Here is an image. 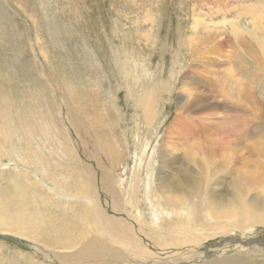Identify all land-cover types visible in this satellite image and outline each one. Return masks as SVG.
Instances as JSON below:
<instances>
[{
  "label": "rangeland",
  "instance_id": "1",
  "mask_svg": "<svg viewBox=\"0 0 264 264\" xmlns=\"http://www.w3.org/2000/svg\"><path fill=\"white\" fill-rule=\"evenodd\" d=\"M242 5L255 8L250 18L238 13ZM263 29L264 0H0V264H114L116 257H97L86 244L98 234L82 209L102 205L122 218L113 204L135 195L129 211L151 224L159 178L176 177L177 169L200 168V189L225 201L236 192L264 206ZM145 96L156 114L149 122ZM108 182L116 188L109 196ZM225 201L219 212H238ZM198 204L206 210L208 199ZM212 213L210 231H202L210 238L196 252H163L137 236L159 255L134 257L118 224L102 238L124 255L116 264H206L196 261L200 255L210 264H264L262 246L221 243L264 241V224L239 229L228 222L234 218Z\"/></svg>",
  "mask_w": 264,
  "mask_h": 264
},
{
  "label": "bare ground",
  "instance_id": "2",
  "mask_svg": "<svg viewBox=\"0 0 264 264\" xmlns=\"http://www.w3.org/2000/svg\"><path fill=\"white\" fill-rule=\"evenodd\" d=\"M243 7L241 8L240 7V10H238V13L240 15H246V16H251L252 13L254 14L253 10L255 9L254 7H252L253 5L249 6V5H242ZM249 6V7H247ZM251 7V8H250ZM254 8V9H253ZM232 9V8H231ZM250 18V17H249ZM260 18V17H259ZM261 19V18H260ZM259 20V19H258ZM253 22V21H251ZM198 23V22H197ZM258 24V23H257ZM256 24V25H257ZM250 25H253V24H250ZM258 26V25H257ZM262 26V25H261ZM195 28H198V24L196 26H194ZM205 27L207 28V24H205ZM260 27V26H258ZM257 27V28H258ZM205 28V29H206ZM210 28V27H209ZM255 28V27H254ZM256 28V29H257ZM263 28V27H262ZM254 30V29H253ZM264 30V29H263ZM240 31V30H239ZM238 27H235L234 28V33H238ZM259 31V30H257ZM194 32L196 33L195 29H194ZM260 32V31H259ZM198 33V32H197ZM242 33V32H241ZM247 33V32H246ZM245 33V35H246ZM251 33V32H250ZM254 33V32H253ZM256 34V33H255ZM218 35V34H217ZM238 35V34H237ZM244 35V33H243ZM249 35V34H247ZM258 35V34H257ZM263 35V33H262ZM238 36H241V35H238ZM251 36V35H250ZM195 38V37H193ZM209 38V36H208ZM244 38V37H243ZM242 38V40H243ZM247 38V37H246ZM246 40V39H245ZM246 41H249V40H246ZM241 42V40H240ZM244 42V41H243ZM259 42V41H258ZM195 43V42H194ZM210 43V41H209ZM214 43V41L212 42ZM243 44V43H241ZM217 45V44H215ZM191 46V45H190ZM189 46V47H190ZM194 47V46H193ZM192 47V48H193ZM259 47V46H258ZM261 47V46H260ZM251 49V47H249ZM218 50V49H217ZM212 51H214L212 49ZM211 51V52H212ZM220 51V50H219ZM44 54V53H43ZM46 55V54H45ZM135 73V72H133ZM136 74V73H135ZM138 74V73H137ZM127 75H131L130 73L127 74ZM133 75V74H132ZM137 76V75H136ZM138 77V76H137ZM136 77V78H137ZM140 78V77H139ZM138 79V78H137ZM141 79V78H140ZM139 79V80H140ZM136 81V80H135ZM183 84V83H182ZM67 86V85H66ZM65 86V87H66ZM68 88V87H67ZM187 90H190L189 88ZM190 92V91H189ZM142 93V92H141ZM192 93V92H191ZM241 93V92H240ZM190 94V93H189ZM18 95V94H17ZM192 95V94H191ZM242 95V94H241ZM244 95V94H243ZM246 96V95H245ZM244 96V97H245ZM22 97V95H21ZM183 99V98H182ZM140 100V104L142 106V111H143V117L145 119L146 122H149L151 119H153L151 117L152 113L154 112L153 115H156L155 114V111L152 112L151 110V101L145 96L143 97L142 99H139ZM189 101V100H188ZM248 102V101H246ZM32 103V101H31ZM257 103V102H256ZM4 104V103H3ZM13 106V105H12ZM159 106V105H158ZM214 106V105H213ZM250 106V105H248ZM1 107V106H0ZM7 107V106H6ZM215 107V106H214ZM8 108V107H7ZM11 108V107H10ZM157 108V106H156ZM210 108V106H209ZM159 109V108H158ZM196 109V108H195ZM213 109V107H212ZM20 110V109H19ZM23 111V110H21ZM20 111V112H21ZM30 111V110H29ZM137 111V110H136ZM157 111V110H156ZM217 111V110H216ZM158 112V111H157ZM207 112H210V111H207ZM212 112H215V111H212ZM209 114V113H208ZM152 115V116H153ZM207 115V113H206ZM142 116V115H141ZM154 117V116H153ZM157 117V116H156ZM210 117V115L208 116ZM155 118V117H154ZM156 119V118H155ZM213 120V119H212ZM99 121V120H98ZM139 121V119H138ZM12 122V120H11ZM14 122V121H13ZM154 122V121H153ZM223 123V122H222ZM3 124V123H2ZM10 125V124H9ZM13 125V124H12ZM45 125V124H44ZM151 125V123H150ZM154 125V124H153ZM152 125V126H153ZM15 126V125H14ZM13 126V127H14ZM137 126V125H136ZM10 127V126H9ZM13 127H10V128H13ZM40 127V126H39ZM43 127V126H42ZM48 127V125L46 126ZM143 129V128H142ZM12 130V129H10ZM46 130V129H45ZM139 130V129H138ZM48 131V130H47ZM46 131V132H47ZM25 133V132H24ZM139 133V132H138ZM19 134V133H18ZM44 136V135H43ZM27 137V135H26ZM45 138V137H44ZM126 138V137H125ZM231 138V137H230ZM21 140V139H20ZM27 140V139H26ZM44 140V139H43ZM126 139H124L125 141ZM133 140V139H132ZM137 140V139H136ZM135 140V141H136ZM22 141V140H21ZM25 141V140H24ZM127 141V140H126ZM125 141V142H126ZM2 142H4V140H1L0 139V143L2 144ZM123 143V142H122ZM135 143H139V142H135ZM38 144V143H37ZM100 144V143H99ZM128 144V143H127ZM103 146V145H102ZM134 146V145H133ZM138 146V145H137ZM140 146H141V141H140ZM28 147V146H27ZM38 147V146H37ZM114 147V146H113ZM4 148V147H3ZM115 148V147H114ZM128 148V146H127ZM130 148V147H129ZM246 148V147H245ZM101 149V148H100ZM247 149V148H246ZM112 150V149H111ZM110 150V151H111ZM139 150V149H138ZM137 150V151H138ZM47 151V150H46ZM5 152V151H4ZM15 153V151H13ZM20 152V151H19ZM118 152V151H116ZM145 152V151H144ZM17 153V152H16ZM28 153V152H27ZM36 154H34V157H35V160L38 161V156L39 153L38 152H35ZM48 153V152H47ZM103 153V152H102ZM120 153V152H119ZM146 153V152H145ZM144 153V154H145ZM219 153V152H218ZM229 153V152H228ZM21 154V153H20ZM116 154V153H115ZM114 154V155H115ZM125 154V153H124ZM131 154H133L131 152ZM136 154V153H135ZM143 154V152H142ZM141 154V155H142ZM153 154V153H151ZM174 154V152H173ZM194 154V153H193ZM197 154V153H196ZM210 155V153H209ZM24 156V155H23ZM107 156V155H106ZM112 156V155H110ZM110 156H107V158L109 159H112L113 161L114 158L110 157ZM135 156V155H134ZM140 156V155H139ZM149 156V155H148ZM201 156V155H200ZM216 156V155H214ZM245 156V155H244ZM26 157V156H25ZM30 157V156H29ZM41 157V156H40ZM131 157V156H130ZM136 157V156H135ZM134 157V159H135ZM191 157V156H189ZM10 158L12 159V154L10 156ZM28 158V157H27ZM31 158V157H30ZM139 158V157H138ZM192 159L188 158L189 160H195V158L191 157ZM213 158V157H212ZM239 158V157H238ZM237 158V159H238ZM26 159V158H25ZM133 159V158H132ZM202 159V158H201ZM200 158H197L194 162H201ZM206 159V161H209V157L208 158H204V160ZM209 159V160H207ZM243 159V158H242ZM251 159V158H250ZM13 160V159H12ZM11 160V161H12ZM24 160V159H22ZM30 160V159H29ZM40 160V159H39ZM136 160V159H135ZM142 160V159H141ZM173 160V159H172ZM14 161V160H13ZM25 161V160H24ZM34 161V160H33ZM139 161V160H138ZM143 161V160H142ZM166 161V160H165ZM177 161V160H176ZM41 162V161H40ZM175 162V161H173ZM185 161L184 163L185 164H192V162L188 161ZM190 162V163H189ZM203 162V161H202ZM214 162V161H213ZM239 162V160H238ZM245 162V161H244ZM243 161L241 163H244ZM7 163V162H6ZM14 163V162H13ZM38 163V162H37ZM35 163V164H37ZM139 163V162H138ZM4 164V163H3ZM144 164V163H143ZM151 164V162H150ZM163 164V163H162ZM169 164V163H168ZM194 164V163H193ZM204 164V162H203ZM232 164V163H231ZM247 163H245L244 165H246ZM252 164V163H251ZM19 165V164H18ZM148 165V163H147ZM170 165V164H169ZM168 165V166H169ZM177 165V164H176ZM180 165V164H179ZM228 165V164H227ZM239 165V164H238ZM242 165V166H244ZM12 166V164H11ZM167 166V165H166ZM210 166V165H209ZM240 166V165H239ZM257 166V165H256ZM255 166V167H256ZM4 167V166H3ZM13 167V166H12ZM16 167V166H14ZM114 167V166H113ZM171 167V166H170ZM169 167V168H170ZM175 167V166H174ZM179 167V166H178ZM198 168L197 165L194 166V168ZM204 167V165L202 166ZM208 167V166H207ZM248 167V165H247ZM258 167V166H257ZM18 168V167H17ZM47 168V167H46ZM133 168V167H132ZM139 168V167H138ZM136 168V169H138ZM143 168V166L141 167ZM163 168V167H162ZM168 168V169H169ZM183 168V167H182ZM205 168V167H204ZM238 168V167H237ZM246 168V167H245ZM21 169V168H20ZM41 169V168H40ZM148 169V168H147ZM241 169V168H239ZM238 169V170H239ZM244 169V168H242ZM251 169V168H250ZM258 169V168H257ZM2 170V169H1ZM0 170V171H1ZM5 170V168L3 169ZM7 170V169H6ZM15 170V169H14ZM34 170V169H33ZM48 170V169H47ZM46 170V171H47ZM127 170V168H126ZM140 170V169H139ZM176 170V169H175ZM237 170V169H236ZM235 170V171H236ZM248 170V169H246ZM20 171V170H19ZM154 171V170H153ZM152 171V172H153ZM178 171V175L176 177L174 176H171V175H166L162 178H159L161 183H160V188H161V193L158 192V195L156 197L157 199V202L154 203L155 206L158 207L157 208H154V211L152 212V221H151V224H146L145 223V219L144 217L141 215V213H139V215H133L130 211H129V208L130 209H136V204H137V199H136V196L134 195L133 197L131 198H128V199H124L123 201L121 202H117L116 204H113L112 206V209L114 211H119L121 212L124 216L122 218H117L115 216H112L110 215L109 211L106 210V209H101L100 207H102V205L99 207V206H94L95 208L91 210H89L88 208H84L82 209L83 210V213H82V216H83V219L86 218L87 220V223H89V229L91 231H93L94 233H97L98 234V238L96 240H90L86 243V244H90V248L92 251H95L93 252L97 257H100V258H103V255L104 254H108L109 257H116L114 258V264H116V262L118 261H122V260H125V257L123 254L121 253H116L115 252V248H113L114 252L111 251V247L113 246H107V243L106 241L102 238V236L104 237L105 234H110L109 231H115L116 232V227H117V224L118 226L120 227V229L122 230V232L120 234H127L125 236V238H129L128 240V244H127V249L131 251H129L127 254L129 255H132V256H136V254L138 255H141V257H155L154 255H159V254H154L152 253L149 249H148V246L151 245L153 247V249H161L163 252L164 250H169V249H173V251H177V249H187V250H195V252L197 251L196 249H198V246L200 244L201 241H207V239L209 240L210 236H203L202 235V231L203 233H206L207 230L210 231V207L212 208V211H213V215L217 216L219 219H231V218H234L235 221H228L230 225H236V223L238 222L239 226H242V227H247L249 225H254V224H264V206L262 205H259V204H256L255 202H250V201H246V197L244 194H237L236 192L234 194H232L231 198L229 200H226L222 197V195L219 193V192H215V191H210V190H203V189H200L201 186H202V183L201 181H203L202 178H200V174L198 171H200V168L198 169V171H196V169H192V168H186L185 170L182 169H177ZM242 171V170H241ZM240 171V172H241ZM3 172V171H2ZM1 172V173H2ZM18 172V171H16ZM133 172V171H132ZM141 172V171H140ZM139 172V173H140ZM157 172V171H155ZM171 172V171H170ZM237 172V171H236ZM0 173V174H1ZM28 173V172H27ZM126 173V172H125ZM124 173V175H125ZM172 173V172H171ZM239 173V172H238ZM237 173V174H238ZM244 173V172H243ZM256 173V172H255ZM8 174V173H7ZM9 174H12V173H9ZM17 174V173H15ZM135 174V172L133 173ZM141 174V173H140ZM153 174V173H152ZM164 174V173H163ZM166 174V173H165ZM18 175V174H17ZM123 175V174H122ZM139 175V174H138ZM136 174V180L134 181L135 184H131L132 187H134L133 189L135 190V192L138 190L139 188V180H138V176ZM155 175V174H154ZM153 175V176H154ZM2 176V175H1ZM10 176V175H9ZM14 176V175H13ZM126 176V175H125ZM129 176V175H128ZM149 176V175H148ZM18 177V176H17ZM41 177V176H40ZM127 177V176H126ZM132 177V176H131ZM134 177V176H133ZM141 177V176H140ZM152 177V176H151ZM19 178V177H18ZM38 178V177H37ZM262 178V177H261ZM11 179H15V178H11ZM40 179V178H39ZM121 179V178H120ZM125 179V178H124ZM124 179L120 182V184L118 185L120 188L123 187V185L125 184L124 182ZM135 179V178H134ZM133 179V180H134ZM142 179V178H141ZM154 179V177H153ZM264 179V178H263ZM4 180V179H3ZM41 180V179H40ZM50 180V179H48ZM149 180V179H148ZM207 180V178H206ZM7 181V180H6ZM12 181V180H11ZM10 181V182H11ZM43 181V179H42ZM54 181V180H53ZM56 181V180H55ZM157 181H158V178H157ZM159 181V182H160ZM5 182V180H4ZM24 182V181H23ZM130 182V181H129ZM151 182V181H150ZM149 182V183H150ZM154 182V181H153ZM8 183V182H7ZM147 183V181H146ZM14 184V183H13ZM129 184V183H128ZM151 184V183H150ZM155 184V183H153ZM5 185V184H4ZM11 185H12V182H11ZM108 187V190L106 191V193L109 195H113V193L115 192V187L114 186H111V184L108 183H105L104 184V187ZM130 185V184H129ZM141 185V184H140ZM148 185V184H147ZM2 186V185H1ZM36 186V185H35ZM39 186V184H38ZM37 186V187H38ZM5 187V186H4ZM15 188V186H13ZM12 186L10 187L11 190L13 188ZM41 187V186H39ZM47 187V186H46ZM53 187V186H52ZM103 187V188H104ZM203 187V186H202ZM9 188V187H8ZM13 188V189H14ZM17 188V187H16ZM15 188V189H16ZM54 188V187H53ZM101 189V190H104V189ZM107 188V187H106ZM254 188V187H253ZM19 189V188H18ZM158 189V187H157ZM250 189V188H249ZM1 190V189H0ZM24 190V189H23ZM42 190V189H41ZM48 190V188H47ZM21 191V190H20ZM53 191V190H52ZM148 191V190H147ZM19 192V190H18ZM17 192V193H18ZM22 192V191H21ZM43 192V191H42ZM109 192V193H108ZM6 193V192H5ZM27 193V192H26ZM63 194V193H62ZM223 194V193H222ZM17 195V194H16ZM23 195V194H22ZM27 195V194H26ZM44 195V194H43ZM58 195V194H57ZM100 195V194H99ZM8 197H10L11 195H7ZM14 196V194H13ZM12 196V197H13ZM90 196V195H89ZM206 197V199H208V204H207V207H206V210L204 209H201L199 208V204L198 203H201V198L202 197ZM80 197V196H79ZM83 197L85 199H87V201L90 202V198L87 197V193L84 192L83 193ZM82 197V198H83ZM43 198V197H41ZM98 198V197H96ZM95 198V199H96ZM3 199V198H2ZM11 199V198H10ZM9 199V200H10ZM14 199V197L12 198ZM25 199H26V196H25ZM99 200V199H98ZM101 200V199H100ZM227 202L228 205L230 204H233L234 206H236L238 212L237 213H234V212H230V211H227V210H222L223 212H219L218 211V208H219V205L222 204V202ZM264 201V200H263ZM19 202V201H18ZM87 202V203H89ZM86 203V204H87ZM150 204H152V202H150ZM153 205V207H154ZM246 205V209L244 211H241L240 214H239V211ZM2 206V205H1ZM4 207V208H3ZM54 207V206H53ZM93 207V206H92ZM3 209H5V205L2 206ZM103 208V207H102ZM7 210V209H6ZM51 210V209H50ZM25 211V210H23ZM92 212L95 214L93 215ZM23 213V212H22ZM52 213V212H51ZM173 214V218H168L169 215H172ZM201 214H203V216H201ZM23 215V214H22ZM85 217V218H84ZM53 218V217H52ZM168 218V219H167ZM217 219V218H216ZM56 220V219H55ZM218 220V219H217ZM241 220V221H240ZM3 217L1 216L0 217V224L5 228L4 226V223H3ZM19 221V220H18ZM48 221V220H47ZM20 222V221H19ZM223 222V221H222ZM6 223V222H5ZM227 223V222H226ZM242 223V224H240ZM9 224V223H8ZM10 225V224H9ZM224 225V224H223ZM227 226V225H226ZM6 227H8L6 225ZM19 228V226H17ZM23 228H25V225L23 224L22 225ZM37 227V226H36ZM208 227V228H207ZM214 229L215 227L217 226H213ZM211 227V229L213 228ZM222 227V226H221ZM229 227V226H228ZM227 227V228H228ZM254 227V226H253ZM3 228V229H4ZM10 228V226H9ZM234 228V226H233ZM36 229V228H34ZM223 229V228H222ZM239 229H241L239 227ZM7 230V229H6ZM230 230V229H229ZM235 230V229H234ZM237 230V228H236ZM36 231V230H34ZM37 231H38V227H37ZM58 231V230H57ZM56 231V232H57ZM214 231V230H213ZM232 231V230H231ZM248 231V230H247ZM12 232V231H11ZM10 232V233H11ZM41 232V231H40ZM217 232V231H216ZM31 233V232H30ZM35 233V232H33ZM247 233V232H246ZM250 233V232H249ZM41 234V233H39ZM242 234V233H241ZM26 235V234H25ZM29 235V234H28ZM32 235V234H31ZM35 235V234H33ZM85 235V234H84ZM111 235V234H110ZM114 235V233H113ZM212 235V234H211ZM218 235H221V234H218ZM255 235V234H254ZM101 236V237H100ZM112 236V235H111ZM137 236H140L141 238V241L143 243V239L144 238H147V242H149V245L146 244L144 247L142 246V244L140 243V241L138 240ZM216 236V235H215ZM244 236V235H243ZM38 237V235L35 236V238ZM86 237V236H85ZM29 239V236L27 237ZM34 238V237H33ZM82 238V237H81ZM90 238V237H89ZM19 240V239H18ZM42 240V239H41ZM82 240H85V239H82ZM122 240V239H121ZM35 241V239H34ZM115 238H114V242H115ZM37 242V241H36ZM82 242V241H81ZM86 242V241H85ZM119 243H122L121 241ZM118 243V244H119ZM124 243V242H123ZM38 245L40 243H37ZM117 244V245H118ZM114 245V244H113ZM36 246V245H35ZM42 246V244H41ZM119 246H122L124 247V245H120ZM38 248V247H37ZM126 248V247H124ZM42 249V248H41ZM40 249V250H41ZM88 248L86 249V251L89 250ZM110 249V250H109ZM156 249V250H157ZM111 252H109V251ZM205 250V249H204ZM44 251V250H43ZM50 251V250H49ZM172 251V252H173ZM90 251H88L87 253H89ZM159 250L155 253H158ZM162 252V253H163ZM85 253V254H87ZM110 253V254H109ZM170 253V252H168ZM204 253V252H203ZM203 253H201L203 255ZM49 254V253H47ZM161 254V253H160ZM171 254V253H170ZM174 254V253H173ZM172 254V255H173ZM206 254V253H204ZM51 255V254H50ZM91 255V254H90ZM89 255V256H90ZM143 255V256H142ZM163 255V254H162ZM167 256H171V255H168L166 254ZM165 255V257H166ZM52 257V256H51ZM54 257V256H53ZM90 257H93V256H90ZM106 257V256H105ZM104 257V258H105ZM118 257H120V259H118ZM164 257V255H163ZM205 257V258H204ZM89 258V257H88ZM158 257H156L157 259ZM234 258V257H233ZM85 259V258H84ZM108 259V258H106ZM161 259V258H160ZM164 259V258H162ZM236 259V258H234ZM206 260V256H199L197 258V262H206V264H210V260L209 261H205ZM237 260H240L237 258ZM101 261V260H100ZM109 261V260H108ZM108 261H104L103 262H108ZM229 261H232L229 260ZM236 261V260H235ZM102 262V261H101ZM111 262V261H110ZM194 262V261H193ZM233 264H236V262L234 263V261H232ZM249 262V261H247ZM247 262H243L241 261L240 264H249ZM149 263V262H148ZM153 263V262H151ZM231 263V262H230ZM103 264V263H102ZM218 264V263H217ZM221 264V263H219ZM223 264H228V263H223ZM232 264V263H231ZM254 264V263H253Z\"/></svg>",
  "mask_w": 264,
  "mask_h": 264
},
{
  "label": "water",
  "instance_id": "3",
  "mask_svg": "<svg viewBox=\"0 0 264 264\" xmlns=\"http://www.w3.org/2000/svg\"><path fill=\"white\" fill-rule=\"evenodd\" d=\"M225 242H229L233 244H240L241 246H244V247L251 246L252 244H257L259 246L264 247V241H260V240H251L249 242H243L239 238H229L227 240L221 241L222 244H225Z\"/></svg>",
  "mask_w": 264,
  "mask_h": 264
}]
</instances>
